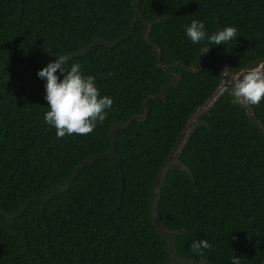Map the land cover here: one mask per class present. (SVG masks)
I'll use <instances>...</instances> for the list:
<instances>
[{"label": "trees", "instance_id": "16d2710c", "mask_svg": "<svg viewBox=\"0 0 264 264\" xmlns=\"http://www.w3.org/2000/svg\"><path fill=\"white\" fill-rule=\"evenodd\" d=\"M193 19L237 37L193 44ZM56 53L113 100L88 135L44 120ZM262 60L264 0H0V264H264V100L229 86L175 152Z\"/></svg>", "mask_w": 264, "mask_h": 264}, {"label": "clouds", "instance_id": "9594fccd", "mask_svg": "<svg viewBox=\"0 0 264 264\" xmlns=\"http://www.w3.org/2000/svg\"><path fill=\"white\" fill-rule=\"evenodd\" d=\"M185 32L193 44L207 39L211 45H221L237 37V29L233 26H226L208 35L204 23L195 19L185 26ZM46 51L51 54V50ZM68 60V56L56 53V59L37 72L38 77L46 79L45 99L49 110L44 120L55 128L58 138L92 133L97 123L105 120L106 109L113 104L109 96L100 95L95 76L83 75L77 63L66 67ZM57 71L62 74V79L58 78ZM230 88L235 102L243 105L260 104L264 100V63L241 72L231 81ZM190 247L193 253L203 255V250L210 249L212 245L206 239H199L193 240ZM232 264H240L239 257H233Z\"/></svg>", "mask_w": 264, "mask_h": 264}, {"label": "water", "instance_id": "95a60500", "mask_svg": "<svg viewBox=\"0 0 264 264\" xmlns=\"http://www.w3.org/2000/svg\"><path fill=\"white\" fill-rule=\"evenodd\" d=\"M259 63H264V60L258 62L257 64ZM256 64V65H257ZM254 65V66H256ZM252 66V67H254ZM252 67H248V68H242L240 69L239 71L235 72L233 77L231 79H227L226 78V70L224 71H221L220 72V76H221V80L219 82V84L216 86V88L213 90V92L200 104L197 106L196 110L188 117L187 121H186V124H185V127L184 129L182 130V132L184 131V135L182 136V138L180 139V144L179 146H177L176 148V153L179 152L180 150V147L181 145L184 143L185 139H186V135L191 131L192 127L190 128L189 124L192 122L193 119L196 120V118L198 117V115L205 109H207L212 103L213 101L216 100V98L225 90L227 89L230 84H231V81L239 76V74L241 72H244V71H247L249 70L250 68ZM162 173H164V171L166 170L165 167L162 168ZM156 191H157V188H156Z\"/></svg>", "mask_w": 264, "mask_h": 264}, {"label": "rangeland", "instance_id": "374dc122", "mask_svg": "<svg viewBox=\"0 0 264 264\" xmlns=\"http://www.w3.org/2000/svg\"><path fill=\"white\" fill-rule=\"evenodd\" d=\"M194 123H196L195 119H193L192 122L189 124L190 128L193 126Z\"/></svg>", "mask_w": 264, "mask_h": 264}]
</instances>
